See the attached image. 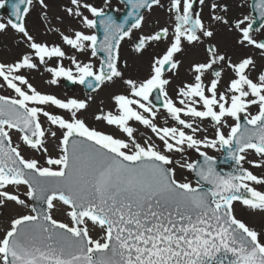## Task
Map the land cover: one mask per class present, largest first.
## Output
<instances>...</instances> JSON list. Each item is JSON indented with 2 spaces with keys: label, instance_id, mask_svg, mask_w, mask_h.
Masks as SVG:
<instances>
[{
  "label": "snow or ice",
  "instance_id": "1",
  "mask_svg": "<svg viewBox=\"0 0 264 264\" xmlns=\"http://www.w3.org/2000/svg\"><path fill=\"white\" fill-rule=\"evenodd\" d=\"M38 2L47 7L44 0ZM125 2L123 18L90 0H70L64 9L84 28L102 30V38L96 32H61L63 43L71 48L90 50L92 57L102 53L98 67L73 56L69 59L74 70L66 68L60 62L66 53L59 45L39 42L29 33L25 18L33 0H16L11 5L12 18L0 22V31L11 27L29 49L13 63H0V79L15 93L0 96V206L14 202L29 209L11 218L0 232V264H264V233L235 214L236 203L264 211V191L253 186L264 187V177L243 166L246 162L264 167V72L254 80L249 75L254 67L251 57L237 63L229 59L227 67L234 75L221 91L223 69L211 71L207 83L205 75L226 57L209 46L207 61L192 65L193 82L178 88V103L166 89L165 72L177 68L174 57L184 42L193 44L202 36H213L195 11V0H168L171 35L165 26L136 38L138 53L150 42L166 39L168 43L154 59L147 78L124 80L128 93L112 96L115 111L95 115V120L115 126L120 137L90 127L80 117L89 106L87 100L42 93L21 74L23 69H37L57 58L56 66L46 67L53 85L63 77L95 90L115 78L123 79L118 64L121 42L142 27V9L164 7L161 0ZM199 3L204 5L205 0ZM4 4L0 0V7ZM209 7L213 21L233 24L240 43L254 46L264 56V40L252 36L264 24L254 29L249 15L233 23L217 14L227 12V5L216 0ZM253 7L264 21V0H255ZM154 92L159 103L151 99ZM48 106L67 115L50 112ZM161 113L164 126L156 122ZM41 116L49 128H44ZM169 120L174 123L169 125ZM205 121L214 130L212 136L200 135L208 131L202 127ZM133 122L149 129L162 148L151 136L141 143ZM13 130L24 145L43 152L44 164L22 154L20 146L13 144ZM49 135L58 140L55 157L45 145ZM186 149L195 150L202 159L179 162L170 155ZM206 149L226 153L233 170H219L216 157ZM249 152L259 160H247ZM175 164L194 174L195 185L187 178L177 179ZM20 186H26L25 195L37 202L35 206L8 190ZM56 202L66 206L70 223L53 217ZM93 229H99L100 238H93Z\"/></svg>",
  "mask_w": 264,
  "mask_h": 264
},
{
  "label": "rangeland",
  "instance_id": "2",
  "mask_svg": "<svg viewBox=\"0 0 264 264\" xmlns=\"http://www.w3.org/2000/svg\"><path fill=\"white\" fill-rule=\"evenodd\" d=\"M47 5L46 8L41 6L38 0H33L29 13L26 15L25 24L29 33L39 42L47 43L49 45H59L66 53L65 58L60 61L64 67H70L74 70V65L71 64L69 57H75L81 63H87L91 61L95 66L99 65V58L92 57L90 50L80 52L70 46L63 43L61 38V32L64 34H72L75 30H81L85 32H94L93 29L84 28L83 24L74 17H70L65 12V7L70 6V0H44ZM97 7L112 8L115 10H121L122 4L118 0H107V6L105 0H90ZM214 0H205L204 5L199 3V0H195L194 9L201 13L203 22L213 32L212 37H201V41L188 44L184 42L182 51L175 54V60L178 62V66L175 70H169L164 78L169 80V84L166 89L174 101H177V90L184 83H191L194 80V73L192 72V65L199 62H206L207 56V44L215 46L220 54L226 57V60L222 64H217L219 70H222V76L219 88L221 91L225 90L228 82L233 78V72L227 67V61L230 59L233 63L239 62L245 57H251L254 61V67L249 71L250 78L256 79L260 72H264V56H261L260 51L252 45L246 43H240V33L234 28L233 24H224L213 21L211 19L210 3ZM222 5H227V12L218 10L217 14L225 16V18L231 22H235L237 19H241L244 15L250 13L247 9L246 0H216ZM164 7L154 6L151 10L144 12V21L140 29H134L131 37L125 38L119 48V69L122 72L123 79L115 78L111 82H105L96 91L85 94L78 84H74L73 90H66L62 84L61 79L58 78L57 84H51L48 81L51 79V74L46 71V67L56 66L57 58H51L47 61L46 65H39L37 69H23L21 74L25 75L29 82L42 93L52 94L61 99L66 98H79L88 101V108L80 113V117L83 118L90 127H94L105 132L111 133L117 137L122 136V133L115 127L109 126L103 121H97L94 119L95 115L103 110L115 111L114 102L112 96L115 94H127L128 88L124 83L126 79L142 80L148 77L151 72V65L155 58L161 56L166 50L168 41L162 39L158 42L148 43L144 49L139 53L135 51V47L132 45V41L136 40L140 35L152 34L159 30L161 27L168 26L170 28L171 35V24L172 20L167 11L168 0H161ZM238 3L242 4L236 6ZM246 5V6H245ZM86 15H90L85 13ZM168 14V15H167ZM0 22H7L6 17L2 14L0 16ZM59 29V31H57ZM264 35V29L260 31H253L252 36L254 39ZM29 49L27 44L22 42L21 35L8 27L6 30L0 31V63H13L22 54L28 52ZM38 63V61H37ZM211 78V70L205 75V83ZM0 95L2 96H13L15 93L7 88L6 84L0 79ZM48 111L63 114V110H57L53 106H48ZM257 109L252 107L251 112L255 113ZM41 122L45 129L49 128L50 125L46 121V118L41 116ZM157 124L164 126V115L161 113L158 115ZM171 120L168 124L171 125ZM229 123H232L229 120ZM132 126L136 129V137L142 143L144 139L151 136L152 141L162 148V142L158 140L151 133L149 129L138 123L133 122ZM202 127L208 129L207 133H200V135L214 134V130L208 121H205ZM19 133L15 130L12 131V141L14 145L20 146V151L26 158H36L40 160L41 164H44L43 152L35 151L23 144L19 139ZM59 136V131L57 132ZM58 140L51 138L49 135L45 140V145L48 148L49 154L53 157L58 155L59 148L57 147ZM209 155L216 157L220 152L212 149H206ZM198 153L195 150L186 149L184 153H171L174 161L184 162L195 160ZM247 160H259L254 152H249ZM176 167L177 179H185L192 181L195 185L191 172L187 169L180 168L178 164ZM245 168H248L255 175L264 177V167H253L249 163H244ZM259 190L264 191V187L259 185H253ZM12 192H18L21 199H25L30 205V201L26 197V186H20L18 189L10 187L8 189ZM29 211L28 208H24L16 205L14 202H8L7 206H0V232H3L8 226L11 218L18 216L19 214H26ZM235 214L238 218L243 220L249 226L254 227L257 231L264 233V211L254 210L247 206H243L240 203L235 204ZM53 217L64 223H70V218L66 214V206L59 202H56V208L52 213ZM93 238H100L101 233L99 229H93L91 231Z\"/></svg>",
  "mask_w": 264,
  "mask_h": 264
},
{
  "label": "water",
  "instance_id": "3",
  "mask_svg": "<svg viewBox=\"0 0 264 264\" xmlns=\"http://www.w3.org/2000/svg\"><path fill=\"white\" fill-rule=\"evenodd\" d=\"M123 2V4L125 5L124 9L120 12H115L114 10L112 9H107L106 11H108L110 14H112L113 16L115 17H119V18H123V16H125L127 14V5H126V2L125 0H120ZM255 2V0H253ZM16 0H6L5 1V4L3 7L0 8V14L1 12L4 10L5 11V14L7 16V18H12L11 17V12H12V8H11V5L13 3H15ZM254 5V3H253ZM23 7V6H22ZM146 9H142V13L145 11ZM253 16H254V20H253V23H254V29L258 28L264 21H262L260 18H259V15L258 13L256 12L255 9H253ZM96 34L102 38L103 36V33H102V30H100L99 28L97 29H94ZM264 40V39H263ZM134 45H135V41H134ZM103 54L100 53L98 54V56H102ZM214 70H217L216 68L213 69ZM63 84L64 86L67 88V89H72L73 88V84L71 81H68V80H65L63 81ZM83 89L86 91V92H91L93 91V89H90L87 87V85H82ZM158 93L154 92L153 93V96L151 97V99L153 100L154 103H159L158 101H156L155 97ZM198 159H202L201 157H199V155L197 156L196 160ZM217 167L219 170H222L224 172H228V171H232L233 170V163L231 160H229L227 158V155L226 153L222 152V154H220L217 158ZM192 176H193V179L195 181V177H194V174L192 173ZM37 202L35 201H31V205L32 206H35Z\"/></svg>",
  "mask_w": 264,
  "mask_h": 264
},
{
  "label": "flooded vegetation",
  "instance_id": "4",
  "mask_svg": "<svg viewBox=\"0 0 264 264\" xmlns=\"http://www.w3.org/2000/svg\"><path fill=\"white\" fill-rule=\"evenodd\" d=\"M246 2H247V3H246V5H247V9H248V11H249V13H250V9H249V0H246ZM246 5H245V6H246Z\"/></svg>",
  "mask_w": 264,
  "mask_h": 264
},
{
  "label": "bare ground",
  "instance_id": "5",
  "mask_svg": "<svg viewBox=\"0 0 264 264\" xmlns=\"http://www.w3.org/2000/svg\"><path fill=\"white\" fill-rule=\"evenodd\" d=\"M238 5L240 6L239 8H242V6H243V5H242V4H240V3H238L236 6H238ZM167 15H168V14H167Z\"/></svg>",
  "mask_w": 264,
  "mask_h": 264
}]
</instances>
